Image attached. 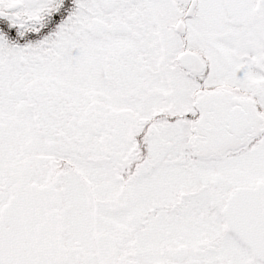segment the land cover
Masks as SVG:
<instances>
[{"label":"snow or ice","instance_id":"snow-or-ice-1","mask_svg":"<svg viewBox=\"0 0 264 264\" xmlns=\"http://www.w3.org/2000/svg\"><path fill=\"white\" fill-rule=\"evenodd\" d=\"M0 264H264V0H0Z\"/></svg>","mask_w":264,"mask_h":264}]
</instances>
